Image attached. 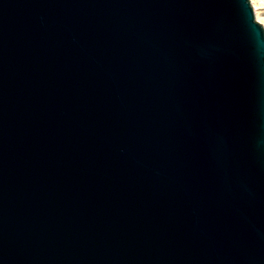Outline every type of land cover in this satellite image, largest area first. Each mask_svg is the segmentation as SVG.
Returning <instances> with one entry per match:
<instances>
[{"label": "water", "instance_id": "water-1", "mask_svg": "<svg viewBox=\"0 0 264 264\" xmlns=\"http://www.w3.org/2000/svg\"><path fill=\"white\" fill-rule=\"evenodd\" d=\"M0 264H264L250 0H0Z\"/></svg>", "mask_w": 264, "mask_h": 264}, {"label": "rangeland", "instance_id": "rangeland-1", "mask_svg": "<svg viewBox=\"0 0 264 264\" xmlns=\"http://www.w3.org/2000/svg\"><path fill=\"white\" fill-rule=\"evenodd\" d=\"M252 3V0H250ZM259 7V19L260 23L264 26V0H253ZM253 6V4H252ZM256 15V14H255ZM257 19V18H256Z\"/></svg>", "mask_w": 264, "mask_h": 264}, {"label": "bare ground", "instance_id": "bare-ground-1", "mask_svg": "<svg viewBox=\"0 0 264 264\" xmlns=\"http://www.w3.org/2000/svg\"><path fill=\"white\" fill-rule=\"evenodd\" d=\"M252 4H253V8L255 10L257 21L260 22V19H259V10L260 9L258 7V4H256L253 0H252Z\"/></svg>", "mask_w": 264, "mask_h": 264}]
</instances>
